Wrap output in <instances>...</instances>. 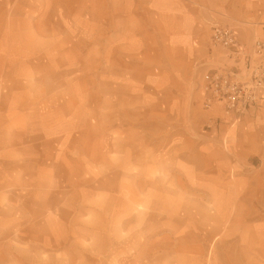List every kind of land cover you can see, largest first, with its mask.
<instances>
[{"label":"rangeland","instance_id":"rangeland-1","mask_svg":"<svg viewBox=\"0 0 264 264\" xmlns=\"http://www.w3.org/2000/svg\"><path fill=\"white\" fill-rule=\"evenodd\" d=\"M59 1L68 13L53 8L52 36L68 43L0 76L51 108L28 126L29 147L14 150L29 168L0 165V264H264V234L239 235L235 190L175 164L171 126L150 118L155 104L114 84L121 62L109 60L107 14L95 38L93 0Z\"/></svg>","mask_w":264,"mask_h":264},{"label":"crops","instance_id":"crops-1","mask_svg":"<svg viewBox=\"0 0 264 264\" xmlns=\"http://www.w3.org/2000/svg\"><path fill=\"white\" fill-rule=\"evenodd\" d=\"M100 4L93 0V37L99 38L100 15L107 14L109 60L121 62L114 84L118 76L125 93L138 88L148 107L155 104L156 116L150 118L162 131L171 126L167 141L175 150V164L210 179L220 174V187L235 190L239 235L264 234V216L259 215L264 209V92L234 126L220 108H205L199 79L209 68L233 63L224 50L211 45L212 24L232 26L237 44L249 51L264 36V0H108L106 12ZM55 6L68 13L62 1L0 0V76L11 75L18 66L26 71L32 61L52 60L50 46L68 43L53 40ZM79 7L75 13L83 12ZM169 93L172 100L165 99ZM28 94L25 86L0 84V165L9 167L4 172L26 170L29 159L14 150L21 141L29 147L35 140L28 126L36 115L51 117L46 102Z\"/></svg>","mask_w":264,"mask_h":264},{"label":"built area","instance_id":"built-area-1","mask_svg":"<svg viewBox=\"0 0 264 264\" xmlns=\"http://www.w3.org/2000/svg\"><path fill=\"white\" fill-rule=\"evenodd\" d=\"M210 40L211 45L224 50L233 63L203 72L200 84L206 95L204 106L221 108L224 116L231 118V125H234L262 99L264 36L256 38L248 51L237 44L233 27L219 22L212 24Z\"/></svg>","mask_w":264,"mask_h":264}]
</instances>
